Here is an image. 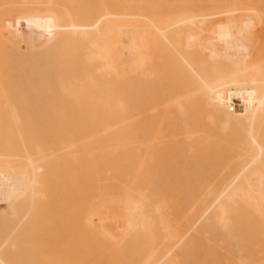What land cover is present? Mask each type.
Instances as JSON below:
<instances>
[{"label":"bare ground","instance_id":"bare-ground-1","mask_svg":"<svg viewBox=\"0 0 264 264\" xmlns=\"http://www.w3.org/2000/svg\"><path fill=\"white\" fill-rule=\"evenodd\" d=\"M8 1L0 264H264L262 2Z\"/></svg>","mask_w":264,"mask_h":264},{"label":"rangeland","instance_id":"rangeland-1","mask_svg":"<svg viewBox=\"0 0 264 264\" xmlns=\"http://www.w3.org/2000/svg\"><path fill=\"white\" fill-rule=\"evenodd\" d=\"M2 1H3V2H2ZM2 1L0 0V3H1V2L4 3L5 0H2ZM7 1H8V0H7ZM21 1H23V0H20V1H19V0H13V1H12V2H17L16 4H18V5L12 6V8H14V7L17 6L16 9H18V11L14 8V9H13L14 11H11L10 15L13 16V14H14L13 12L17 13V14H15V15H19V14L21 15V14H22L21 11H23L24 9H26V11L30 10V8L28 9V8L25 7L24 9H22V8L20 7V6L22 5V3H23V4H24L25 2L28 3L30 0H24L25 2L23 1L22 3H21ZM32 1H34V0H32ZM40 1H42V2H41L42 4L40 3ZM78 1H79V2H78ZM80 1H83V0H75L74 3H75V4H79V3H81ZM117 1H118V3H119V1H120V2H123V1H125V0H122V1H121V0H117ZM117 1H115V2H117ZM138 1H139V0H138ZM142 1H143V0H142ZM142 1H141V2H142ZM202 1H204V0H202ZM202 1H201V2H202ZM226 1H228V0H226ZM226 1H225V0H224V1H222V0H217V3H219V2H221V3L224 2V3H225ZM236 1H237V0H236ZM241 1H242V2H241ZM241 1H238V2H240V3H243V2H244V3H245V2H247V1H248V2L250 1L249 4H252L253 2L251 3V1H254V2H256V3L254 4V5H255L254 8H256V9L258 8V6H256V5H257V1H256V0H247V1H245V0H241ZM259 1H261L262 3H261V2H260V3L263 4L262 6L259 7V10H261V8L264 7V0H259ZM8 2H9V1H8ZM37 2H39V3H37ZM45 2H47V4H48V3L51 4V0H46ZM45 2H44L43 0H38V1L35 0L36 5H37V4H38V5H39V4L43 5V3H45ZM84 2H85V4H89V2L92 3V0H90V1H89V0H85ZM84 2H83V3H84ZM93 2H96V0H93ZM104 2H105V1H104ZM106 2H107V3L109 2V3H111V4H112V3L117 4V3L114 2V0H111V1H110V0H108V1L106 0ZM141 2L139 1L138 3H141ZM144 2H146V1H143L142 3H144ZM207 2H208V3H211V0H207ZM230 2H231V1H229V3H230ZM248 2L245 3V4L247 5ZM29 3H31V1H30ZM32 3H33V2H32ZM35 3H34V4H35ZM83 3H81V4H83ZM205 3H206V2L204 1L203 4H205ZM221 3H219V4H221ZM224 3H223V4H224ZM244 3L242 4L243 7L246 6V5H244ZM47 4L45 3L44 5H47ZM225 4H227V3H225ZM225 4H224V5H225ZM258 4H259V3H258ZM8 5H9V4H8ZM10 5H11V4H10ZM48 5H49V4H48ZM205 5H206V4H205ZM240 5H241V4L238 3V8L241 7L240 10L242 11L243 8H242V6H240ZM259 5H260V4H259ZM209 6H210V7H209ZM209 6H208V8L206 7V10L209 9L207 12L210 11V13H212V12H214L215 10H217V8H214L211 4H209ZM247 6H248V5H247ZM251 6H253V5H251ZM18 7H19L20 9H22V10L20 11V9H19ZM4 8H5V7H4ZM112 8L114 9V7H112ZM218 8H219V6H218ZM244 8H245V7H244ZM10 9H11V8H7V9H5V11H7V10H9V11L4 12V11H3L4 9L2 10V8H1V12H3V13H7L6 16H8V13L10 12ZM32 9H33V8H32ZM62 9H63V8H62ZM75 9H81V8H75ZM84 9H87V8H84ZM220 9H221V7H220ZM263 9H264V8H263ZM110 10H112V9H110ZM114 10H116V9H114ZM213 10H214V11H213ZM262 11H264V10H262ZM262 11H261V12H262ZM19 12H21V13H19ZM24 12H25V11H24ZM261 12H260V13H261ZM20 15H19V16H20ZM214 15H215V16H214ZM261 15H264V14H261ZM261 15H260V16H261ZM211 16H214L217 20H219V21H215V22H223V21L225 20V19H224L225 16H224L223 14H222V15H221V14L219 15V13H215V14H213V15H210V17H211ZM218 16H220V17H218ZM221 16H223V19L221 18ZM206 17H207V16H206ZM208 17H209V16H208ZM208 17H207V18H208ZM214 17H212V18H214ZM217 17H218V18H217ZM258 17H259V16H258ZM261 17H262V16H261ZM263 17H264V16H263ZM207 18H205L206 21H208ZM219 18H221V19H219ZM208 19H209V21H213V20H214V19H213V20H210L211 18H208ZM258 20H259V18H258ZM2 21H3V19H2V17H1V22H2ZM260 21H261V20H260ZM260 21H259V23H260ZM261 22H262V24H263V23H264V19H263ZM16 23H18V22H16ZM259 27H260V28H261V27L264 28V26H263V25L261 26V24H260ZM3 28H5V27H3ZM7 29H8V28H7ZM260 30H261V29H260ZM7 31H8V30H7ZM7 31H5V32H7ZM263 32H264V30L262 31V33H263ZM260 35H261V33H260ZM261 37H262V36H261ZM262 38H263V37H262ZM83 41H84V40H83ZM262 41H263V40H262ZM77 42H78V41H77ZM77 42H76V43H77ZM76 43H75V44H76ZM79 43H81V42H79ZM84 43H85V42H84ZM262 43H263V42H262ZM82 44H83V43H82ZM263 44H264V43H263ZM81 47H82V46H81ZM263 47H264V45H263ZM78 48L80 49V46H79ZM263 50H264V48H263ZM161 58H162V60H163V57H161ZM164 58H165V59H168L167 57H164ZM165 59H164V60H165ZM81 63H82V61H81ZM22 71H23V70H22ZM10 80H11V78H10ZM9 82L12 83V80L9 81ZM168 112H169V111H168ZM170 112H171V111H170ZM166 113H167V112H166ZM167 114H168V113H167ZM159 127H160V125H158V128H159ZM162 127L165 128L164 126H161V128H159V129H160V130H159L160 132H161ZM211 127H212V126H211ZM157 131H158V129H157ZM162 132H163V133H166V132H168V131H165L164 129H162ZM165 140H166V139H165ZM166 142H167V141H166ZM133 144H134V143H133ZM147 144L150 145V143H147ZM147 144H146V145H147ZM167 144H168V143H167ZM154 146H155V145L151 144V145L149 146V148L151 149V148L154 147ZM252 218H255V217H252ZM248 220H249V219H248ZM255 220H256V218L254 219V221H255ZM245 221H247V219H246ZM245 221H243V222H245ZM251 221H253V219H252ZM247 222H248V221H247ZM255 222H256V221H255ZM255 222H254V224H255ZM245 223H246V222H245ZM250 223H251V222H248V224H246V225H250ZM257 223H258V226H257ZM259 224H260V225H259ZM262 224H264V223L261 222V220L258 218V220H257V222H256V224H255V225H256V226H255V229H256L257 227H261ZM242 225H244V224L242 223ZM246 225H244V226H246ZM252 226H253V224H252ZM250 227H251V226H249L248 228H250ZM251 229H253V228H251ZM255 231H257V230H255ZM255 231H254V232H255ZM257 232H258V231H257ZM262 233H263V232H262ZM262 233L258 232L257 234H259V237H261V236H264V235H263L264 233H263V234H262ZM245 234L247 235L246 232H245ZM248 234H249V233H248ZM250 234L252 235V231H251ZM254 234H255V233H254ZM260 234H262V235L260 236ZM248 236H249V235H248ZM254 236H255V235H254ZM250 237L252 238V236H250ZM251 238H250L249 240H251ZM254 238H255V237H254ZM256 238H257V236H256ZM258 239H259V238H258ZM258 239H257V240H258ZM259 240H261V239H259ZM262 240H263V239H262ZM263 241H264V240H263ZM249 242H250V241H249ZM252 243H254V242H252ZM255 243H256V242H255ZM255 243H254V244H255ZM263 243H264V242H263ZM263 243H262L261 245H264ZM250 244H251V243H250ZM263 248H264V246H263ZM263 248H262V249H263ZM253 250H254V249H253Z\"/></svg>","mask_w":264,"mask_h":264}]
</instances>
